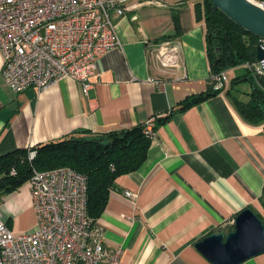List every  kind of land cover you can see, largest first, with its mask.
<instances>
[{
  "label": "crops",
  "instance_id": "1",
  "mask_svg": "<svg viewBox=\"0 0 264 264\" xmlns=\"http://www.w3.org/2000/svg\"><path fill=\"white\" fill-rule=\"evenodd\" d=\"M197 1L128 2L126 13L114 17L121 45L99 58L87 95L72 79L42 92L15 93L3 78L0 56V156L79 129L129 128L208 90L212 71L205 27L194 12ZM164 41L178 44L181 67L158 62L155 48ZM241 69L247 72L230 71L243 76ZM246 80L238 78L231 90L244 101L251 91L243 88ZM228 88L159 124L145 163L118 177L120 189L111 192L97 224L108 247H122L120 264H213L196 243L219 230L231 231L243 209L260 210L264 125L240 115ZM125 191L136 193V199ZM0 218L15 231L35 229L28 188L0 200ZM242 264H264V254Z\"/></svg>",
  "mask_w": 264,
  "mask_h": 264
},
{
  "label": "built area",
  "instance_id": "2",
  "mask_svg": "<svg viewBox=\"0 0 264 264\" xmlns=\"http://www.w3.org/2000/svg\"><path fill=\"white\" fill-rule=\"evenodd\" d=\"M130 1L0 0L4 80L22 93L29 88L42 92L57 81L72 79L87 95L99 58L121 45L114 17L123 16ZM155 53L164 67L182 66L173 41L157 44ZM243 66L255 79L264 76L258 60ZM210 81L215 90L227 89L228 71L212 72ZM147 132L155 138L151 122ZM35 154L30 151L29 159ZM25 187L36 227L15 231L0 218V264H120L122 247H108L104 230L89 217L87 176L68 166L34 169ZM125 194L137 197L131 191Z\"/></svg>",
  "mask_w": 264,
  "mask_h": 264
},
{
  "label": "trees",
  "instance_id": "3",
  "mask_svg": "<svg viewBox=\"0 0 264 264\" xmlns=\"http://www.w3.org/2000/svg\"><path fill=\"white\" fill-rule=\"evenodd\" d=\"M263 2L264 0H257ZM196 20L204 24L206 49L212 72L230 71L256 61L257 47L262 38L244 29L221 10H215L211 0L195 3ZM174 24L180 29V19L174 13ZM251 85L250 99H240L232 90L239 77L232 78L226 91L240 115L249 123L264 125V76L255 79L247 70ZM210 84L208 90L191 95L163 116L138 123L132 127L107 133L79 129L62 138L38 144L31 148H18L0 156V200L18 191L33 174L34 169L47 171L68 166L88 179V214L96 223L104 212L112 191L119 190L118 177L140 169L148 158L153 137L147 132L151 122L153 131L177 112L205 101L223 92ZM30 151H35L29 159ZM15 170V173H12ZM264 208V195L260 199ZM255 211V210H254ZM264 222V216L255 211ZM234 229L232 227L231 231ZM218 232H221L220 230ZM230 232V231H229Z\"/></svg>",
  "mask_w": 264,
  "mask_h": 264
},
{
  "label": "water",
  "instance_id": "4",
  "mask_svg": "<svg viewBox=\"0 0 264 264\" xmlns=\"http://www.w3.org/2000/svg\"><path fill=\"white\" fill-rule=\"evenodd\" d=\"M231 20L264 39V3L255 0H211ZM257 60L264 67V47L259 45ZM196 248L213 264H242L264 254V222L250 207L243 209L228 233L215 232L196 243Z\"/></svg>",
  "mask_w": 264,
  "mask_h": 264
},
{
  "label": "rangeland",
  "instance_id": "5",
  "mask_svg": "<svg viewBox=\"0 0 264 264\" xmlns=\"http://www.w3.org/2000/svg\"><path fill=\"white\" fill-rule=\"evenodd\" d=\"M135 1H139V0H131L129 3H133V2H135ZM255 1H257V0H255ZM257 2H259V1H257ZM244 68V67H243ZM246 69V68H245ZM247 70V69H246ZM240 72H243V76H245L246 75V71L244 70V69H241V70H239ZM236 72H238V71H230V76L232 77V78H235V75H236ZM243 76L241 75V76H236V77H239V79H241V78H243ZM232 79H230V84H231V81ZM240 82L238 81V82H236V84H239ZM243 84H245L244 86H243V88H249L251 85H250V83H249V81H243L242 82ZM229 84V85H230ZM230 87V86H229ZM229 89V88H228ZM29 184V180L27 181V182H25L24 183V185L20 188V189H22V188H24L26 185H28ZM260 210H258V213H260L261 215H263L264 216V208L261 206V208H259ZM257 211V210H256ZM232 225H234V222H233V224H231V226ZM229 232V231H228ZM228 232H226V233H228Z\"/></svg>",
  "mask_w": 264,
  "mask_h": 264
}]
</instances>
